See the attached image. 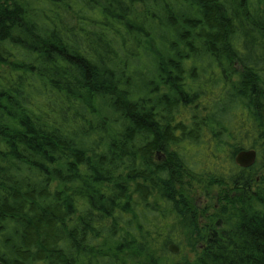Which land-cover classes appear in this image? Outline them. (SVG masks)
<instances>
[{
	"label": "trees",
	"instance_id": "16d2710c",
	"mask_svg": "<svg viewBox=\"0 0 264 264\" xmlns=\"http://www.w3.org/2000/svg\"><path fill=\"white\" fill-rule=\"evenodd\" d=\"M257 168L264 0H0V264H264Z\"/></svg>",
	"mask_w": 264,
	"mask_h": 264
},
{
	"label": "rangeland",
	"instance_id": "374dc122",
	"mask_svg": "<svg viewBox=\"0 0 264 264\" xmlns=\"http://www.w3.org/2000/svg\"><path fill=\"white\" fill-rule=\"evenodd\" d=\"M258 170H257V176H256V179L258 178L259 179V177H261V176H263L264 175V170H261L260 168H257ZM249 175V174H248ZM221 189L219 188V187H217V186H212L208 191H209V193L211 194V193H214L215 191H217V192H215L214 194H218V191H220ZM214 194H212V195H214ZM219 196H220V198L222 199V196H223V191H220V194H219ZM196 197V199H197V204H199L200 205V207L201 208H204L203 206H207V205H209L210 204V202H208V200L206 199V196H205V194L204 193H202V192H198V195H196L195 196ZM212 204V203H211ZM201 218V219H200ZM200 218H199V224H204L205 223V219H203L201 216H200ZM201 247V245H199L197 248H200ZM187 256L185 257V258H189L190 260H193L194 258H195V254L194 253H190V250H189V248L187 249V254H186ZM142 259H144V256H140L137 260L138 261H141ZM146 259V258H145ZM166 264H182L181 263V259H176V260H174V261H168Z\"/></svg>",
	"mask_w": 264,
	"mask_h": 264
},
{
	"label": "water",
	"instance_id": "95a60500",
	"mask_svg": "<svg viewBox=\"0 0 264 264\" xmlns=\"http://www.w3.org/2000/svg\"><path fill=\"white\" fill-rule=\"evenodd\" d=\"M257 159L258 153L256 150H244L236 155L235 162L239 167L248 169L255 165ZM169 249L174 254L180 252V249L175 245H170Z\"/></svg>",
	"mask_w": 264,
	"mask_h": 264
}]
</instances>
